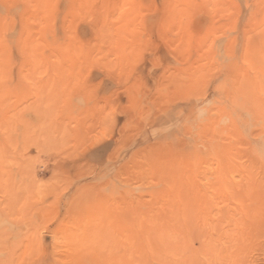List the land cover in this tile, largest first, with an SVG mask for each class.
<instances>
[{
	"label": "rangeland",
	"instance_id": "obj_1",
	"mask_svg": "<svg viewBox=\"0 0 264 264\" xmlns=\"http://www.w3.org/2000/svg\"><path fill=\"white\" fill-rule=\"evenodd\" d=\"M0 264H264V0H0Z\"/></svg>",
	"mask_w": 264,
	"mask_h": 264
},
{
	"label": "bare ground",
	"instance_id": "obj_2",
	"mask_svg": "<svg viewBox=\"0 0 264 264\" xmlns=\"http://www.w3.org/2000/svg\"><path fill=\"white\" fill-rule=\"evenodd\" d=\"M3 177V176H2Z\"/></svg>",
	"mask_w": 264,
	"mask_h": 264
}]
</instances>
